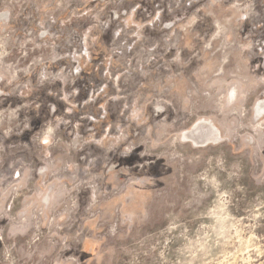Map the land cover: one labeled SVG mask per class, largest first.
<instances>
[{"label": "rangeland", "instance_id": "1", "mask_svg": "<svg viewBox=\"0 0 264 264\" xmlns=\"http://www.w3.org/2000/svg\"><path fill=\"white\" fill-rule=\"evenodd\" d=\"M0 264H264V0H0Z\"/></svg>", "mask_w": 264, "mask_h": 264}]
</instances>
